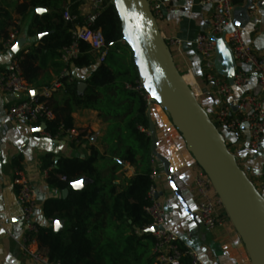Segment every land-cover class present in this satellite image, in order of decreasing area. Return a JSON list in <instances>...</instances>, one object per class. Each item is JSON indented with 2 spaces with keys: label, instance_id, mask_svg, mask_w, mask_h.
<instances>
[{
  "label": "trees",
  "instance_id": "1",
  "mask_svg": "<svg viewBox=\"0 0 264 264\" xmlns=\"http://www.w3.org/2000/svg\"><path fill=\"white\" fill-rule=\"evenodd\" d=\"M81 4L72 0H25L19 6L22 16L38 7L49 11L36 14L29 26V36L42 35L38 44L18 51L15 59L32 89L51 87V75L47 80L40 79L49 67L58 76L62 99L54 97L56 91L46 98L55 114L46 123L50 136L64 135L63 129L73 128V112L77 109H93L110 117L125 116L126 133L122 135L125 146L120 157L135 166L136 173L127 185L121 186L115 183L114 170L108 176L103 175L99 166L101 156L95 151L84 158L60 157L56 162L52 154H47L41 164L47 171L46 182L60 192L68 189L69 193L65 198L61 195L44 201L45 217L61 220L62 227L56 232L53 226H39L36 240L53 264H159L152 250L155 238L147 231L152 223L146 212L152 183V139L139 129V125L149 128L147 102L136 91L126 88L127 83L136 84L139 80L134 56L132 53L130 62L122 64L129 52L124 45H129L123 41L115 6L111 0H105L91 26L101 30L107 47L104 60L99 61V53L75 34L78 27L88 23L80 10ZM66 12L70 18L65 17ZM16 29L19 30V25L11 11L0 4V51L6 49L10 34ZM74 42L79 54L67 64L62 60V50ZM72 66L92 68L83 92L78 90V80L63 75ZM19 160L15 159L16 165ZM83 177L88 182L73 188L72 183ZM176 242L183 248L182 241Z\"/></svg>",
  "mask_w": 264,
  "mask_h": 264
},
{
  "label": "crops",
  "instance_id": "2",
  "mask_svg": "<svg viewBox=\"0 0 264 264\" xmlns=\"http://www.w3.org/2000/svg\"><path fill=\"white\" fill-rule=\"evenodd\" d=\"M202 0H166L169 13L160 23L159 27L164 38H177L181 40L179 47H173L175 61L181 73L187 78L189 85L196 91L199 99L208 111L217 105V99L211 86L205 80L207 70L215 69V59L206 62L197 51L194 41L198 34L211 31V4H202ZM234 23L242 30L247 43L259 55H264V0H233ZM25 0H0V4L7 7L19 25V36L24 43L20 50H28L37 45L39 36H29L28 29L36 14L46 13L49 10H28L26 16L19 12L20 5ZM82 14L90 10L88 4L80 5ZM15 42V43H16ZM14 43V44H15ZM0 51V72L5 71L15 60L12 48ZM130 62L126 56L122 64ZM92 68H76L72 66L65 70L66 75L78 80V90L83 92L87 87V79ZM50 81L51 87L58 82V76L49 67L41 73L40 79ZM49 87V88H51ZM48 89L41 87L32 89L28 93L10 94L0 92V264H40L23 248V221L22 207L18 200L20 184L17 178L23 176L29 180L38 191V204L35 212V221L38 226L54 227L55 220L48 219L43 213L44 201L51 197H59L62 192L52 188L46 182L47 171L41 167L43 157L47 154L54 156L56 162L60 157L84 158L95 151L101 156L99 166L104 176L114 170L117 179L115 183L121 186L128 184V179L135 175L136 167L125 162L120 157V151L125 146L122 135L125 130V116H104L97 110L77 109L73 112L74 129L85 133L79 143L67 135L52 137L45 134L46 129H40L42 122L29 123L12 121L7 111L14 103L41 96ZM259 90L256 79L251 80L244 90H236L237 94L244 91L257 92ZM57 100L62 99L60 85L52 90ZM50 95V96H51ZM211 102V103H210ZM153 118L158 134V151L166 157L177 183L182 189L187 204L195 213L196 199L191 191L195 175L200 167L186 144L174 127L170 117L157 103L147 105ZM233 139L231 148L237 155L240 165L246 170L252 181L257 184L264 176V141L261 148L253 151L249 148V132L243 128L235 135L229 134ZM20 163L15 164V159ZM58 158V159H57ZM162 166V165H161ZM88 182L83 177L77 181L78 187ZM160 200L166 210V223L183 243L191 244L200 254L205 264H251L245 245L238 235L235 227L227 222L213 230L205 228L183 207L172 191L167 177L162 170L157 180ZM264 196V190L262 191ZM62 227V225H61ZM44 253L45 251L41 249ZM53 264V263H50Z\"/></svg>",
  "mask_w": 264,
  "mask_h": 264
},
{
  "label": "built area",
  "instance_id": "3",
  "mask_svg": "<svg viewBox=\"0 0 264 264\" xmlns=\"http://www.w3.org/2000/svg\"><path fill=\"white\" fill-rule=\"evenodd\" d=\"M72 1H80L89 5L90 10L86 14L88 23L78 27L75 34L77 39L88 42L92 49L99 53V61H103L107 54L104 36L101 30L93 29L91 26L105 0ZM146 1L158 22L166 18L169 13L166 0ZM201 3L211 4L212 6L210 34L216 36L225 35V39L232 49L236 61V75L233 83H230L224 76L220 75L216 69L207 70L205 73V80L211 86L217 99V105L208 111L210 118L225 136L230 148L234 140L230 139L228 135H235L243 128H246L249 132V148L257 151L261 148L264 141V55H259L252 45L246 42L241 28L235 25V5L233 0H202ZM65 17L70 18L68 12L65 13ZM210 34L200 33L194 41L197 51L206 62L212 61L216 55L215 42L210 39ZM18 36L19 31L17 29L13 30L7 41L6 48H11ZM165 40L170 47H179L181 44V40L177 38H165ZM78 54L79 47L77 42H74L62 50V60L68 64ZM63 75H66L65 72ZM253 79H256L259 87L257 92L244 91L242 94L236 93V90H244ZM59 85L60 83L56 82L53 87L46 89L41 95L45 97L44 100L31 97L14 103L7 111L8 118L12 121L29 123H47V121L54 119L55 114L46 98L50 97L52 90H55ZM126 88L136 91L147 102V105L150 104L151 96L139 80L136 84L127 83ZM29 90L30 86L23 78L16 59L12 61L7 70L0 72L1 93L19 95L28 93ZM61 128L63 129V125ZM139 129L151 137L149 128L146 129L139 125ZM64 131V135L71 137L72 140L78 143L81 136L87 137L85 133L77 131L74 127L63 129ZM45 134H48V132L45 131ZM61 135L59 133L55 137ZM151 163L150 178L152 183L148 190L149 205L146 207V212L152 218V223L147 227V231L151 227L157 228L156 231L152 232L155 238L152 250L157 262L159 264H205L199 252L191 244L183 243V248H181L176 242L178 238L166 223L167 213L160 200L157 180L161 170L160 162L155 155L152 156ZM16 181L20 184L18 200L22 207L23 248L33 257L36 263L50 264L48 257L39 247L35 236L39 227L35 221V212L38 204L37 188L23 176L17 178ZM256 186L259 191L262 192L264 190V176L262 181L257 183ZM191 191L196 199V217L203 226L213 230L227 222L231 223L219 196L213 188L211 180L201 168L194 177ZM1 222L2 218L0 217V224Z\"/></svg>",
  "mask_w": 264,
  "mask_h": 264
},
{
  "label": "water",
  "instance_id": "4",
  "mask_svg": "<svg viewBox=\"0 0 264 264\" xmlns=\"http://www.w3.org/2000/svg\"><path fill=\"white\" fill-rule=\"evenodd\" d=\"M122 26L123 41L133 53L139 81L151 96V103L159 104L181 134L187 149L199 167L211 180L214 190L242 239L251 264H264V196L240 165L237 155L231 150L225 136L210 118L208 110L179 70L172 49L163 37L159 23L146 0H111ZM38 10H45L40 8ZM215 42V69L230 83L236 75V61L225 35L210 34ZM24 43L18 40L12 51H20ZM149 114V130L152 139V154L163 167L172 191L187 213L192 209L187 204L182 189L172 173L169 160L158 151V134ZM43 122L40 129H46ZM58 159V158H57ZM77 189V181L72 183ZM68 189L62 191L67 197ZM61 220H55L54 231L61 228ZM156 227L148 229L156 231Z\"/></svg>",
  "mask_w": 264,
  "mask_h": 264
},
{
  "label": "rangeland",
  "instance_id": "5",
  "mask_svg": "<svg viewBox=\"0 0 264 264\" xmlns=\"http://www.w3.org/2000/svg\"><path fill=\"white\" fill-rule=\"evenodd\" d=\"M161 21H162V20H160L158 23H160ZM124 46H125V49H126L127 51H129V52H128V57L131 58V56H132V55H131V54H132L131 49H130L129 47H127L126 44H125ZM171 49H172V52H173V55H174L173 47H171ZM122 53H123V52H122ZM174 58H175V55H174ZM176 64H177V63H176ZM199 100H200V99H199ZM200 102H201V104H202L203 106H205L204 103H203L201 100H200ZM210 103H211V102H210ZM210 105H211V104L206 105V106L209 107ZM206 106H205V108H206ZM231 150L233 151V149H231ZM233 152H234V151H233ZM204 227H205V226H204ZM205 228H206V227H205ZM207 229H208V228H207ZM113 230H115V229H113ZM114 233H115V234H119L118 231H114Z\"/></svg>",
  "mask_w": 264,
  "mask_h": 264
},
{
  "label": "bare ground",
  "instance_id": "6",
  "mask_svg": "<svg viewBox=\"0 0 264 264\" xmlns=\"http://www.w3.org/2000/svg\"><path fill=\"white\" fill-rule=\"evenodd\" d=\"M187 80V78H185Z\"/></svg>",
  "mask_w": 264,
  "mask_h": 264
}]
</instances>
